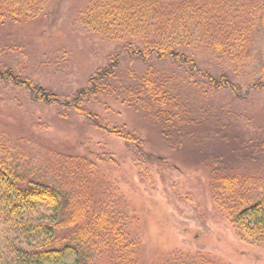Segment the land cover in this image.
Returning a JSON list of instances; mask_svg holds the SVG:
<instances>
[{
  "label": "rangeland",
  "instance_id": "obj_1",
  "mask_svg": "<svg viewBox=\"0 0 264 264\" xmlns=\"http://www.w3.org/2000/svg\"><path fill=\"white\" fill-rule=\"evenodd\" d=\"M91 1L62 0L45 17L0 26V70L72 103L76 92L89 89V78L120 55L111 91L82 96L76 106L107 130L73 108L45 105L0 84V164L44 181L71 173L79 201H119L138 240V264H264V246L240 240L226 214L264 198V92L249 88L264 69V28L253 34L239 66L201 43L186 50L200 71L240 85V97L210 89L197 73L185 74L170 61L151 62L154 80L173 97L166 107L174 121L166 127L177 133L166 140L149 98L130 101L147 64L129 59L123 48L140 43L108 41L86 29L81 16ZM112 130L136 135L144 155L177 169L135 156ZM212 166L223 177L214 186ZM222 179L233 184L226 192Z\"/></svg>",
  "mask_w": 264,
  "mask_h": 264
},
{
  "label": "trees",
  "instance_id": "obj_2",
  "mask_svg": "<svg viewBox=\"0 0 264 264\" xmlns=\"http://www.w3.org/2000/svg\"><path fill=\"white\" fill-rule=\"evenodd\" d=\"M61 1L0 0V26L45 17L49 7ZM81 23L105 40L126 38L140 43L123 48L129 59L147 64L140 90L129 95L130 101L149 98L157 112L154 119L167 140L177 133L166 127L167 121H174L166 107L173 97L165 91L163 81L154 80L151 62L170 61L185 74L197 73L210 89L228 90L240 97V85L225 74L214 77L200 71L186 50L201 43L239 66L247 58L253 34L264 28V0H92ZM119 60L120 55H112L107 65L89 78V89L76 92L72 103L9 68L0 70V84L26 91L45 105L73 108L97 128L106 129L94 114L76 106L82 96L97 97L111 91L118 82ZM249 88L264 92V69L260 80ZM111 133L120 136L135 156L159 162L167 170L177 169L163 158L144 155L136 135L117 130ZM69 175L52 181L31 179L21 176L12 165L0 164V264H138V240L130 233V222L118 208L119 201H79L73 191V175ZM219 176L212 166L211 185L223 178ZM222 181L226 192L233 184ZM238 199L243 201L240 195ZM258 201L226 214L240 240L264 246V198Z\"/></svg>",
  "mask_w": 264,
  "mask_h": 264
}]
</instances>
